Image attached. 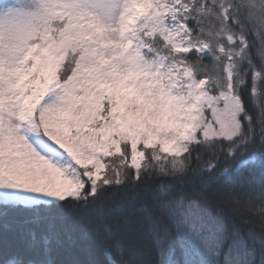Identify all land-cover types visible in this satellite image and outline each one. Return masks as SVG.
<instances>
[{
	"label": "snow or ice",
	"instance_id": "1",
	"mask_svg": "<svg viewBox=\"0 0 264 264\" xmlns=\"http://www.w3.org/2000/svg\"><path fill=\"white\" fill-rule=\"evenodd\" d=\"M0 264H264V0H0Z\"/></svg>",
	"mask_w": 264,
	"mask_h": 264
},
{
	"label": "trees",
	"instance_id": "2",
	"mask_svg": "<svg viewBox=\"0 0 264 264\" xmlns=\"http://www.w3.org/2000/svg\"><path fill=\"white\" fill-rule=\"evenodd\" d=\"M236 212H237L238 216H246V215L249 214L248 210L245 207H243V206H236ZM145 243L147 244V241H145ZM82 258H85V257L82 256ZM148 258L154 259L155 258L154 254L152 256L148 257Z\"/></svg>",
	"mask_w": 264,
	"mask_h": 264
}]
</instances>
